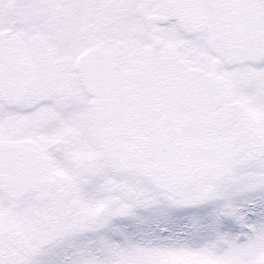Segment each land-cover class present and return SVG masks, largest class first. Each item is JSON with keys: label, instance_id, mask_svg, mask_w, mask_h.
I'll use <instances>...</instances> for the list:
<instances>
[{"label": "snow or ice", "instance_id": "snow-or-ice-1", "mask_svg": "<svg viewBox=\"0 0 264 264\" xmlns=\"http://www.w3.org/2000/svg\"><path fill=\"white\" fill-rule=\"evenodd\" d=\"M0 264H264V0H0Z\"/></svg>", "mask_w": 264, "mask_h": 264}]
</instances>
